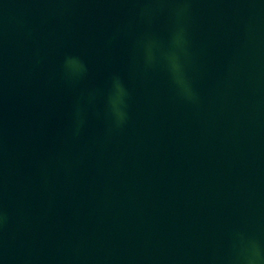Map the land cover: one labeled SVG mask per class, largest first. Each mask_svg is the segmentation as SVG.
<instances>
[{"label":"water","instance_id":"95a60500","mask_svg":"<svg viewBox=\"0 0 264 264\" xmlns=\"http://www.w3.org/2000/svg\"><path fill=\"white\" fill-rule=\"evenodd\" d=\"M0 264H264V0H0Z\"/></svg>","mask_w":264,"mask_h":264}]
</instances>
